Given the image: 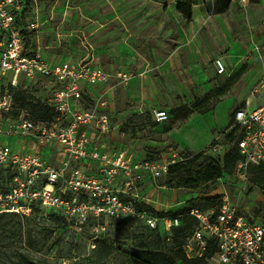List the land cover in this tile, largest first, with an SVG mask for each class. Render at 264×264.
Here are the masks:
<instances>
[{"label":"rangeland","instance_id":"rangeland-1","mask_svg":"<svg viewBox=\"0 0 264 264\" xmlns=\"http://www.w3.org/2000/svg\"><path fill=\"white\" fill-rule=\"evenodd\" d=\"M26 1L28 17L39 21L38 42L50 58L87 59L101 54L112 78L100 96H85L81 107L89 110L99 101L111 107L105 113L111 119V132L115 133L113 147L150 161L170 158V146L178 148L183 157L201 152L204 158L221 156L211 149L216 144L214 138L210 144L204 141L206 116L191 111V106L207 94L208 83L216 88L228 79L216 75L213 64L217 57H225L232 73L249 64L246 57L251 34L264 36V0L246 10L232 2L226 11H222L219 0L211 6L201 2L194 8L191 23L177 14L178 0ZM161 24L168 25L162 32L158 29ZM158 53L176 57V71L165 74L155 60ZM118 67L123 72H117ZM181 67L185 70L180 71ZM194 68L209 82L190 83L188 76L199 72H194ZM118 74L127 76L128 81L119 79ZM42 83H29V90L36 98L48 101L50 94L44 89L47 85L41 87ZM244 91L245 87L237 84L230 92L238 98L244 96ZM239 105L236 102L229 111L230 121ZM157 108L169 115L162 125H155L152 119ZM102 143L110 142L107 139ZM164 181L149 179L144 196L151 210L176 213L188 207L191 200L227 195L247 218L264 224V192L249 179L225 174L200 192L161 188ZM113 223L106 222L107 232L94 238L89 226L79 231L45 218L1 217L0 264L18 262L23 255L43 264H138L128 253L141 249L142 242L149 243L155 236L141 229L139 221ZM110 246L115 251L103 260ZM161 250L171 254L173 246L164 244Z\"/></svg>","mask_w":264,"mask_h":264},{"label":"built area","instance_id":"built-area-1","mask_svg":"<svg viewBox=\"0 0 264 264\" xmlns=\"http://www.w3.org/2000/svg\"><path fill=\"white\" fill-rule=\"evenodd\" d=\"M25 2L0 0V214L30 215L36 207L45 217L48 211L62 215L79 231L94 219V238L106 230L109 221H139L171 236L183 215H157L136 205L147 204L141 194L145 180L164 178L170 166L183 161V156L175 153L160 161H138L126 150L104 151L101 141L113 128L105 113L106 103L99 101L88 110L77 106L76 101H80L84 85L104 86L112 75L89 60L53 65L40 50L31 48L22 30L32 33L39 24L20 25ZM232 2L243 10L252 4V0ZM253 52L263 60L264 44H255ZM214 65L219 75L227 74L221 58ZM118 77L128 81L123 74ZM41 79L50 84L48 102L57 113L52 120L36 121L29 110L20 111L15 105L12 89L29 90V83ZM259 94L263 95L260 106L253 110L240 107L234 112L232 129H238L237 146L243 157L236 177L244 181L253 166H264V67L252 92L253 96ZM152 116L159 124L169 119L164 110H154ZM224 138L216 139L213 152L224 151ZM14 139L17 145L13 147L9 142ZM23 141H33L42 150L59 147L64 155L61 165L48 163L40 153L26 152ZM222 196L217 214L191 210L189 215L198 220V225L184 246L186 256L204 258L215 240L217 252L206 259L207 264H264V224L252 222L230 197Z\"/></svg>","mask_w":264,"mask_h":264},{"label":"trees","instance_id":"trees-1","mask_svg":"<svg viewBox=\"0 0 264 264\" xmlns=\"http://www.w3.org/2000/svg\"><path fill=\"white\" fill-rule=\"evenodd\" d=\"M262 1L263 0H252V4L257 5ZM201 2L208 3L211 6L216 2V0H178L176 6L177 12L186 21L191 22L194 8ZM219 3L223 8L222 11H226L229 8L230 3H232V0H219ZM25 4L26 6L28 5L27 1ZM24 16L25 15L22 14L19 18V22L22 27H26L27 25L25 23ZM22 32L27 44H30L34 32L27 33L25 29L22 30ZM246 70L247 67L243 66L234 72L230 77H228L224 84L212 89L202 98L196 100L191 106V111L206 114L213 110L220 99L227 96L234 85L240 81ZM12 90L14 92V100L17 109L20 111L24 109L29 110L33 114L36 121L52 120L57 116L55 108L50 105L47 100L44 101L36 98L30 92V90H23L20 87L13 88ZM18 114L19 112L16 111L14 115L17 116ZM233 123L234 120L231 121V127L233 126ZM157 124L158 123H155V125ZM238 140H240L238 129L234 128L224 138L225 150L223 155L221 154L219 157L213 156L204 158V154L201 152L193 156L183 157V161L177 162L170 166L167 176L162 178L165 180L163 186L171 189L200 192L209 185L217 183L225 174L229 176H237L238 166L243 160V157L237 146ZM249 180L253 185L264 192V166H253L250 169ZM222 203V195L213 198H198L196 200H191L188 207L176 213H159L156 210H151L148 208L147 204H137L136 206L139 209H144L147 212L157 215H183V217L181 220V225L174 229V233L171 236H168L160 228L153 230L142 224L143 226L141 229L151 235H154L155 240L150 241L149 243L142 242L140 246L142 248L131 250V252L128 253V256L135 260L138 264H207L206 259L211 258L217 252V242L215 240L211 241L205 257L202 259H189L185 254L184 246L186 241L193 234L198 225V220L189 214L193 209H199L201 212L214 211L217 214ZM33 208L34 209L30 215L3 213L0 214V218L10 216L20 220L38 217L40 219L45 218L47 220H52L57 223H64L70 227H73L72 224L62 215L48 211L47 217H45L42 210H39L36 207ZM251 221L253 222V220ZM88 225L92 229L95 225H97V222L92 219ZM106 232L107 231L102 232L99 236L104 235ZM145 233H143V235H145ZM164 244H171L173 246V252L171 254H166L161 250ZM114 251L115 249L112 246L107 247L102 259H107L114 253ZM10 264L43 263L37 262L23 255L18 262H10Z\"/></svg>","mask_w":264,"mask_h":264},{"label":"crops","instance_id":"crops-1","mask_svg":"<svg viewBox=\"0 0 264 264\" xmlns=\"http://www.w3.org/2000/svg\"><path fill=\"white\" fill-rule=\"evenodd\" d=\"M236 6L238 8H240L237 4H236ZM196 7H198V6H196ZM23 10L24 11L22 12V14L25 15L24 17H25V23L26 24H29V23H37V24H39V21L37 19L36 20H32V19H30L28 17V15H27L26 12L29 11V8L26 5L24 6V9ZM175 10L177 12V9H175ZM177 14L179 16H181L178 12H177ZM194 15H195V13H194ZM193 18H194V16H193ZM193 18H192V21H193ZM186 22H188V21H186ZM191 22H189V23H191ZM140 25H142L144 28L146 27L145 26L146 24H140ZM165 26L167 28L168 25L167 24H161L158 27V29H160V31L162 32L164 30ZM40 31L41 30L39 28L34 31V33H33L34 35L31 38L30 44H28V45L31 48L40 50V52H42V54L45 56V58L51 64H53V65L56 64L57 65V64L65 63V62L75 63V62H79V61H82V60H89V61H93L94 64L97 67L102 68L103 70H105L106 72H108V70L105 68V66L102 63L101 54H98V53L93 54L92 57L87 58V59L86 58H83V56L80 57V58L73 57V58L68 59V60H62L60 58H50L48 56V53L46 52V48L43 47L42 45H40L39 42H38V37H39V34L41 33ZM107 32H109V31H107ZM256 34L255 33H252L251 36H250V42H249V46H248V49H247L248 50V55L246 57L247 59L250 60V62H248L249 64H244L243 65V66H246L247 67V70L244 73V75L242 76V78L240 79V81H238V83L235 84V85L240 84V85H243L245 87V91H244L245 94H244V96L240 95V97L236 98L230 92L227 96H225V99L220 100L216 104V106L214 107L213 110L209 111L206 114H202V115L206 116V118L208 120V127L204 129V133H205L204 134L205 135L204 141L206 139V141H208L207 144H210L211 141L213 140V138H214V141H216V139L219 138L220 136L224 137V136H226L227 134H229L232 131V127H231L230 124H231V121L234 120V117L230 121L229 111L231 110V108L234 107V105L236 104V102H240V105L235 109V111L238 108L245 107V106H247L248 108H250V109L253 110V109L257 108L258 106H260L261 103L263 102V95H260V94L257 95V96H253L252 95V92L254 91V89H255L256 85L258 84L259 80L261 79V76H262V73H263V67H264V63H263L264 55H263V60H262L259 57V55H257L256 53L253 52V49H254V45L255 44H259V45H263L264 44V36L257 37L258 34L257 35ZM121 48H124V47L122 46ZM219 58H221L223 60L225 66H226V69H227V74H225V75H219L217 73V69H216L215 65L213 64L214 65V69L216 71V75L219 76V77H224V76L230 77L233 73L228 70L227 64L225 62V57H217L216 59H219ZM155 60H157V61L160 62V67H161L162 71L165 72V74H169L171 71H176V69H177L175 67L176 57H173V56L168 57L166 55H162V54L158 53L155 56ZM234 61H235V59H234ZM183 65L186 68L188 67V69L190 71L193 70V69H191L189 67V65H187V64H183ZM184 67H181L180 68V71L185 70ZM195 71H199L196 74V76H188L189 77L188 79H189V82L190 83L194 84V83L201 82L202 80H206L207 83L209 82L208 77H206L205 75H204L205 76L204 77L200 73V70H198L197 68H194V72ZM117 72H123L122 68L121 67L120 68L118 67L117 68ZM40 81H41V83L43 82L41 84V87L42 86L45 87V85H47L46 88H44V89L46 90V93L47 94H50L49 93L50 86L48 85V83H46L48 81L43 80V79H41ZM107 86H108V84H106L104 86H101V87H98V88H92L90 86L84 85L82 87V90H81V98H80V101L77 100L76 101L77 102L76 105L79 106V107H81V105H82L81 104V100L84 99L85 96H88L89 94L95 95V97L100 96L101 91L104 90ZM207 86L210 87L208 89V92H210L212 89H214V88L211 87V84L210 83H208ZM106 95L108 96V92L106 93ZM49 98H51V95H49ZM160 99L163 100V98H160ZM158 101H159V99H158ZM222 108H224V109H222ZM154 110H164V109L163 108H157V109H154ZM106 111H111V107H109V106L106 107ZM152 119H153L154 123H157V122H155L153 116H152ZM162 124H164V123H161L159 125H162ZM228 127L230 129L224 131V129H227ZM114 134H115L114 132H111L110 134H108L107 137H105V138L102 139V141L108 139L109 142H110L108 145L107 144L103 145V143L101 141V144L104 146L103 147V150L104 151H107V152H118V151L124 150L123 148L113 147V144H114L113 143L114 142V140H113L114 139ZM0 140H2V138H0ZM9 143L14 147V146L17 145V140L16 139L11 140ZM22 143H24L26 145V147H25V151L26 152H36V153H40L44 160H46L48 163H50V164H52L54 166H60L61 163H62V161H63V159H64V155H62L58 151L59 150V147H55L53 149V151L50 150V149L49 150H47V149H43L42 150L41 148L37 147L33 141H28V142L23 141ZM223 152L224 151H222L221 154ZM175 153L181 155L182 152L178 148H175V147L170 146L169 153H168V155L170 154L169 157H171ZM162 156H166V154H163ZM135 159L139 161V160H145L146 158H145V156H142V157L141 156H135ZM163 159H165V157ZM148 182H149V179L145 180V183H144L143 187H141V191H142L141 194L146 199V201H147V198L144 195H146V192L149 189V188L147 189ZM161 188H166V187H161Z\"/></svg>","mask_w":264,"mask_h":264}]
</instances>
